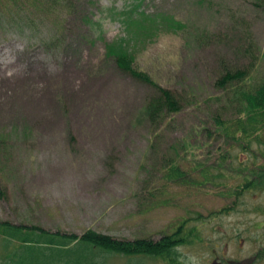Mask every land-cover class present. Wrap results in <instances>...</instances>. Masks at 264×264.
<instances>
[{
    "label": "rangeland",
    "instance_id": "374dc122",
    "mask_svg": "<svg viewBox=\"0 0 264 264\" xmlns=\"http://www.w3.org/2000/svg\"><path fill=\"white\" fill-rule=\"evenodd\" d=\"M29 1L0 6V220L127 240L191 230L175 263L105 264L251 255L264 233V125L251 130L215 80L233 68L249 71L243 88L264 81V0H142L187 26L133 45L135 66L182 98L157 126L144 113L155 90L104 53L123 35L109 10L135 0ZM174 162L184 178L164 176Z\"/></svg>",
    "mask_w": 264,
    "mask_h": 264
},
{
    "label": "trees",
    "instance_id": "16d2710c",
    "mask_svg": "<svg viewBox=\"0 0 264 264\" xmlns=\"http://www.w3.org/2000/svg\"><path fill=\"white\" fill-rule=\"evenodd\" d=\"M15 1L17 0H0V6L7 9L14 6ZM42 1L31 0V4L38 6ZM141 2L142 0H137L136 4L118 11L109 10V19L118 21L124 29V34L114 40L104 41V50L105 55L112 58L122 72L155 90V96L147 102L144 113L150 122L157 126L162 123L165 114L180 109L182 98L178 91L160 85L147 71L135 66L133 45L143 47L163 33H179L187 26L169 13L143 9ZM97 24L100 25L99 20ZM243 50L251 53L255 47L247 42ZM248 74L249 71L245 69L227 68L215 81L221 89H233L231 94L239 100L246 113V121H250L247 123L253 130L258 122H263L261 125H264V115L257 113L264 111V81L251 88H243L240 82ZM216 122L221 124L218 119ZM165 175L171 180H177L184 178L187 173L180 167L179 162H174ZM181 228L182 226H179L158 240L144 237L127 240L90 228L77 234L61 230L52 231L40 225L14 223L4 219L0 220V264H105L107 255L110 254L145 255L175 263L177 247L187 241L191 232L190 230L185 233Z\"/></svg>",
    "mask_w": 264,
    "mask_h": 264
},
{
    "label": "flooded vegetation",
    "instance_id": "af4514ba",
    "mask_svg": "<svg viewBox=\"0 0 264 264\" xmlns=\"http://www.w3.org/2000/svg\"><path fill=\"white\" fill-rule=\"evenodd\" d=\"M261 173L264 174V168H262ZM263 224L253 225V229L259 230ZM255 245L253 253L248 256L237 257L234 261L236 264H264V233H258L254 240Z\"/></svg>",
    "mask_w": 264,
    "mask_h": 264
},
{
    "label": "bare ground",
    "instance_id": "6f19581e",
    "mask_svg": "<svg viewBox=\"0 0 264 264\" xmlns=\"http://www.w3.org/2000/svg\"><path fill=\"white\" fill-rule=\"evenodd\" d=\"M123 29V28H122ZM123 33H124V29H123Z\"/></svg>",
    "mask_w": 264,
    "mask_h": 264
}]
</instances>
